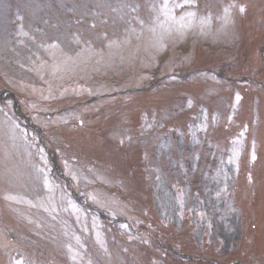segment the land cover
<instances>
[{
	"label": "rangeland",
	"instance_id": "1",
	"mask_svg": "<svg viewBox=\"0 0 264 264\" xmlns=\"http://www.w3.org/2000/svg\"><path fill=\"white\" fill-rule=\"evenodd\" d=\"M164 3L0 0V264H264V0Z\"/></svg>",
	"mask_w": 264,
	"mask_h": 264
},
{
	"label": "snow or ice",
	"instance_id": "2",
	"mask_svg": "<svg viewBox=\"0 0 264 264\" xmlns=\"http://www.w3.org/2000/svg\"><path fill=\"white\" fill-rule=\"evenodd\" d=\"M185 2H186V3H193L194 0H185ZM164 7H167V0H165ZM177 7H180V5H177ZM240 11L243 12V11H244V8L241 7ZM192 15H194V13H193ZM237 99H239V96H237ZM253 159H255L254 156H253Z\"/></svg>",
	"mask_w": 264,
	"mask_h": 264
}]
</instances>
